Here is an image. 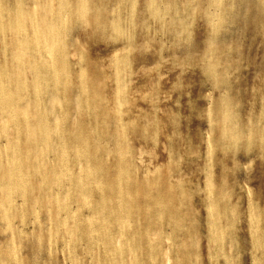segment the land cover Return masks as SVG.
I'll use <instances>...</instances> for the list:
<instances>
[{"label":"rangeland","instance_id":"rangeland-1","mask_svg":"<svg viewBox=\"0 0 264 264\" xmlns=\"http://www.w3.org/2000/svg\"><path fill=\"white\" fill-rule=\"evenodd\" d=\"M0 264H264V0H0Z\"/></svg>","mask_w":264,"mask_h":264}]
</instances>
